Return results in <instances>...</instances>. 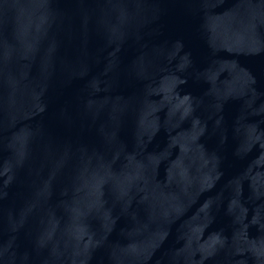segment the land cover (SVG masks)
Wrapping results in <instances>:
<instances>
[{
  "label": "water",
  "instance_id": "95a60500",
  "mask_svg": "<svg viewBox=\"0 0 264 264\" xmlns=\"http://www.w3.org/2000/svg\"><path fill=\"white\" fill-rule=\"evenodd\" d=\"M0 264H264V0H0Z\"/></svg>",
  "mask_w": 264,
  "mask_h": 264
}]
</instances>
